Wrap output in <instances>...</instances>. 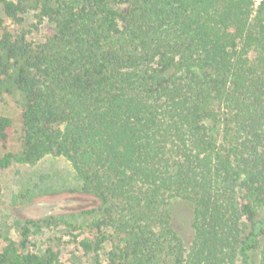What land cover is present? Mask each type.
Masks as SVG:
<instances>
[{
    "label": "trees",
    "instance_id": "trees-1",
    "mask_svg": "<svg viewBox=\"0 0 264 264\" xmlns=\"http://www.w3.org/2000/svg\"><path fill=\"white\" fill-rule=\"evenodd\" d=\"M5 94L21 133L10 150L0 114V169L63 157L97 204L3 219L0 264H56L31 236L61 223L89 264H264V0H0ZM174 199L194 207L190 246Z\"/></svg>",
    "mask_w": 264,
    "mask_h": 264
},
{
    "label": "rangeland",
    "instance_id": "rangeland-1",
    "mask_svg": "<svg viewBox=\"0 0 264 264\" xmlns=\"http://www.w3.org/2000/svg\"><path fill=\"white\" fill-rule=\"evenodd\" d=\"M260 1V0H259ZM258 3V2H257ZM37 19L34 11L25 14V20L20 28L31 29L29 37L38 40L45 32L44 23L34 24ZM0 114L13 120L14 133L9 141L10 150L20 147L21 108L11 95H3L0 101ZM4 150L0 146V155ZM0 223L5 218L31 217L46 219L56 215L61 220L82 222L79 212L97 204L93 196L81 191H72L79 185L76 173L63 157L47 156L35 165L13 164L0 169ZM174 227L182 236L187 246L193 239V205L184 199H174L172 204ZM78 218V219H77ZM83 228L72 230L64 223L44 226L38 234L31 236V250L43 252L48 246L59 251V261L56 264H89L87 257L78 243L85 236ZM79 237L75 238L76 235ZM17 238V234L13 233ZM4 245L0 238V246ZM111 243L105 245V249ZM78 257H81L80 259Z\"/></svg>",
    "mask_w": 264,
    "mask_h": 264
},
{
    "label": "built area",
    "instance_id": "built-area-1",
    "mask_svg": "<svg viewBox=\"0 0 264 264\" xmlns=\"http://www.w3.org/2000/svg\"><path fill=\"white\" fill-rule=\"evenodd\" d=\"M257 2L259 3L260 1H259V0H257Z\"/></svg>",
    "mask_w": 264,
    "mask_h": 264
}]
</instances>
